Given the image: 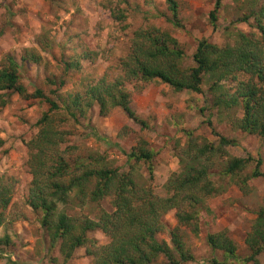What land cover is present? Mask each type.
I'll return each instance as SVG.
<instances>
[{
  "label": "rangeland",
  "instance_id": "obj_1",
  "mask_svg": "<svg viewBox=\"0 0 264 264\" xmlns=\"http://www.w3.org/2000/svg\"><path fill=\"white\" fill-rule=\"evenodd\" d=\"M174 1L178 8L175 15L166 0H0V69L9 65L5 64L8 55L13 56L18 63L19 83L27 92L33 95L41 89L63 106L70 104L72 95L84 92L89 79H118L122 74L118 62L128 56L135 34L141 30H158L171 36L184 53L179 62L184 70L194 67L193 57L201 41L218 49H238L247 39L260 44L264 51L255 15L264 0H222L217 10L216 0ZM215 10L216 27L211 20ZM33 55L41 57L40 63ZM74 60L80 62V67L73 65ZM253 80L250 75L237 73L221 84L233 93L242 82ZM61 82L65 84L61 86ZM211 84V80H204L199 93L175 92L160 82H127L136 119L120 108L111 109L103 117L96 107L89 124L81 120L83 123L77 125L60 112H50V104L43 99H25L13 90L0 91V202L11 198L0 229V264H8V259L19 264L63 263L60 245L52 247L51 236L42 226L43 214L33 211L28 203L35 183L29 166L30 143L38 136L36 124L45 115L50 116V126L64 135L62 149L77 146L72 153L75 157L103 155L109 167L130 171L139 184L151 185L158 197H167L166 182L184 172L182 158L195 169H208L220 193L194 208L197 215L193 223L180 224L176 210L169 212L163 218L167 228L158 238L173 248L171 232L176 229L195 256L189 264H211L213 258L237 264L208 245L209 235L226 233L236 243L237 255L249 259L252 251L246 240L259 211L264 209V179L248 178L254 162L241 174L247 178L244 189L238 186L241 181L232 180L224 172L231 160L247 157L261 160L264 172V138L236 127L243 116L242 107L232 111L214 105L218 98L210 91ZM188 133L193 134L196 145H212L213 149L200 160L188 157ZM222 137L233 143L223 145ZM143 141L146 150L154 152L153 160L129 163L125 153H132ZM149 166L154 170L152 182ZM109 202H103L102 208L110 209ZM55 206L56 222L59 214L97 218V209L91 204L81 207L78 203L57 202ZM190 210L186 204L182 207V211ZM90 237L106 241L100 231ZM258 260L264 264V250ZM92 263L86 249L81 248L68 264Z\"/></svg>",
  "mask_w": 264,
  "mask_h": 264
},
{
  "label": "trees",
  "instance_id": "obj_2",
  "mask_svg": "<svg viewBox=\"0 0 264 264\" xmlns=\"http://www.w3.org/2000/svg\"><path fill=\"white\" fill-rule=\"evenodd\" d=\"M166 2L175 15L178 11L177 3L174 0ZM221 4L222 0H216V10ZM216 10L211 13L215 27ZM255 15L258 17V28L262 32L264 44V4ZM117 19H120L119 16ZM157 33L158 30L136 32L130 53L118 62L122 68L120 77L115 81L109 77H103L99 81L89 79L83 93L77 92L71 96L73 100L70 99V104L59 106L41 89H36L30 95L19 83L18 63L10 55L5 60V64L9 65L0 69V91L13 90V93L25 99H43L50 104V112H60L77 125L83 123L81 120L88 121L89 124L96 107L103 117L111 109L120 108L130 118L136 119L131 108L127 82H160L169 85L175 92L201 93L204 80H211L210 91L218 98L214 105L232 111L242 107L243 116L238 121L234 120L237 121L236 127L264 138V51L260 44L254 45L244 39L238 49H218L201 41L193 57L194 67L184 70L179 65L184 53L177 48L175 40L167 34ZM33 57L37 64L40 63L41 57ZM73 63L77 67L81 65L77 60ZM237 73L252 76L254 83L242 82L241 88L236 87L230 93L221 83ZM51 83L54 85L55 81L52 80ZM64 84L65 82H61V86ZM49 119L50 116L45 115L36 124L39 134L30 143L32 154L29 166L35 183L28 203L33 211L43 214L42 226L51 236L52 247L60 245L62 264H68L81 248L86 249V255L91 258L92 264H189L195 261V256L176 229L171 232L173 248L158 236L167 228L163 218L169 212L176 210L180 224L193 223L197 215L194 208L206 203L215 193H220V189L215 188L210 180L211 172L208 169H195L191 164L186 165V159L182 158L180 161L184 172L174 174L166 182L164 189L169 194L167 197H158L151 185L139 184L130 171L120 172L109 167L103 155L75 157L72 153L77 146L62 149L65 144L64 135L50 126ZM208 124L212 126L211 121ZM187 136L188 157L200 160L213 149L212 145L193 143V134L188 133ZM221 142L223 145L233 143L223 137ZM146 145L143 141L132 153H125L128 162L150 163L155 155L153 151L146 150ZM251 162L255 163V167L248 178L264 179L262 161L252 157L231 160L224 173L232 180L241 181L238 186L244 189L247 178L241 174ZM43 169L46 173H42ZM148 171L149 182H152L153 167L149 166ZM89 184L93 188H87ZM106 200L110 201V209H103L101 206ZM10 202V197L0 202V229L5 224L4 214ZM57 202L78 203L81 207L91 204L97 209L96 221L89 215L79 219L59 214L56 222L54 217ZM184 204L191 210L182 211ZM98 231L106 237L105 243L90 237L93 232ZM207 241L214 251L224 252L226 257L232 258L237 264H260L258 256L264 250V209L259 211L252 233L246 240L252 251L249 259L237 255L238 247L226 233L211 234ZM5 242L9 245L10 240ZM8 264L19 263L8 259ZM211 264L226 263L213 258Z\"/></svg>",
  "mask_w": 264,
  "mask_h": 264
}]
</instances>
